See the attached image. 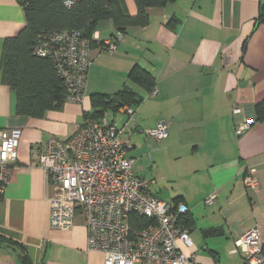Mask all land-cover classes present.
Masks as SVG:
<instances>
[{"label": "crops", "instance_id": "0c3cea01", "mask_svg": "<svg viewBox=\"0 0 264 264\" xmlns=\"http://www.w3.org/2000/svg\"><path fill=\"white\" fill-rule=\"evenodd\" d=\"M121 1L135 14L133 0ZM263 3L173 0L148 9L146 27L122 33L111 21L100 22L92 34L85 96L43 119L16 113L15 92L2 83L0 70V129L21 131L14 170L0 193V237L20 246H1L0 264H22L23 251L30 264H102V254L87 249L82 217L70 229L49 228L53 190L35 163L51 137L66 140L75 133L91 95L112 97L124 89L139 98L130 106L126 156L134 161L133 173L150 182L153 198L186 207L193 248L182 247L184 253L193 252L197 264H245L240 237L256 228L264 239V21L257 23ZM24 26L21 3L0 0V60L4 40ZM119 34L114 53L100 52L101 41ZM135 66L149 74L155 96L130 78ZM109 117L118 126L127 121L118 112ZM159 121L168 125L167 137L155 141L144 132ZM244 122L248 127L238 135L235 128ZM250 174L255 190L245 184Z\"/></svg>", "mask_w": 264, "mask_h": 264}, {"label": "built area", "instance_id": "2783aa9c", "mask_svg": "<svg viewBox=\"0 0 264 264\" xmlns=\"http://www.w3.org/2000/svg\"><path fill=\"white\" fill-rule=\"evenodd\" d=\"M70 4L65 0V6ZM101 45L100 52H115L113 40H103ZM34 54L53 62L66 85V101L80 102L92 62L90 41L78 30L54 32L40 38ZM148 95L155 96L156 89ZM133 112L130 107L118 110L127 116L122 126L105 114L98 121L78 126L66 140L51 137L47 141L35 164L53 190L48 226L67 230L77 216L82 217L87 249L101 253L102 264H197L193 252L186 254L182 249L193 248L184 220L186 207H173L153 198L148 190L150 182L133 173L134 161L126 156L124 140ZM239 112V108L233 109L234 114ZM247 127L244 122L235 131L240 135ZM167 130L166 122L159 121L144 133L161 141ZM20 137L19 129H0V193L14 170L10 164L17 159ZM249 172L253 174L255 169ZM245 184L252 190L257 186L250 176ZM213 200L210 197L204 203L209 205ZM237 246L245 264H264V239L256 228L246 231Z\"/></svg>", "mask_w": 264, "mask_h": 264}, {"label": "trees", "instance_id": "16d2710c", "mask_svg": "<svg viewBox=\"0 0 264 264\" xmlns=\"http://www.w3.org/2000/svg\"><path fill=\"white\" fill-rule=\"evenodd\" d=\"M18 1L23 8L25 26L16 36L4 40L0 70L2 83L15 92L16 113L33 119H43L47 112L58 109L67 102L66 85L57 75L53 62L49 58H41L34 54L35 45L42 36L65 30H78L90 41L93 61L92 34L100 22L111 21L119 33L128 28H144L149 24L148 9H161L173 2L133 0L136 12L129 14L121 0H70V6L64 5L65 0ZM259 15L257 23L264 21V3ZM119 35L117 39L110 40L116 44ZM101 46L100 42V50ZM129 76L141 85L146 83L149 86V93L155 89L149 74L140 67L135 66ZM138 100L139 98L135 99L127 89L117 92L112 97L93 94L90 96V111L83 114V122L79 126L98 121L105 114H114L125 105L126 107L136 105ZM4 244L20 246L0 237V247ZM22 255L21 263L30 264L24 251Z\"/></svg>", "mask_w": 264, "mask_h": 264}, {"label": "rangeland", "instance_id": "374dc122", "mask_svg": "<svg viewBox=\"0 0 264 264\" xmlns=\"http://www.w3.org/2000/svg\"><path fill=\"white\" fill-rule=\"evenodd\" d=\"M250 177H251V174H250ZM198 229L200 228V227H197ZM201 233V232H200ZM202 234V233H201ZM190 238V237H189ZM191 239L193 240V238L191 237Z\"/></svg>", "mask_w": 264, "mask_h": 264}]
</instances>
